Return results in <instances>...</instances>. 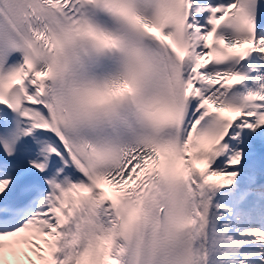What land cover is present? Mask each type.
Wrapping results in <instances>:
<instances>
[{
	"label": "snow or ice",
	"instance_id": "1",
	"mask_svg": "<svg viewBox=\"0 0 264 264\" xmlns=\"http://www.w3.org/2000/svg\"><path fill=\"white\" fill-rule=\"evenodd\" d=\"M0 264H264V0H0Z\"/></svg>",
	"mask_w": 264,
	"mask_h": 264
}]
</instances>
